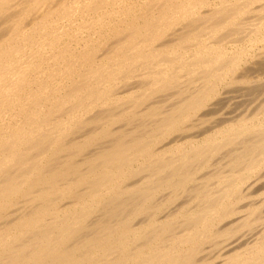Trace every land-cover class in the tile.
I'll use <instances>...</instances> for the list:
<instances>
[{
    "label": "bare ground",
    "instance_id": "6f19581e",
    "mask_svg": "<svg viewBox=\"0 0 264 264\" xmlns=\"http://www.w3.org/2000/svg\"><path fill=\"white\" fill-rule=\"evenodd\" d=\"M0 264H264V0H0Z\"/></svg>",
    "mask_w": 264,
    "mask_h": 264
}]
</instances>
